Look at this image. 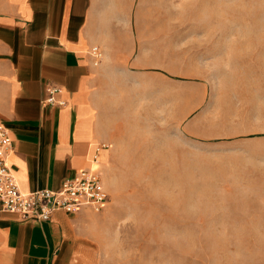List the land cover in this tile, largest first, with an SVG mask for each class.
<instances>
[{
    "label": "rangeland",
    "instance_id": "rangeland-1",
    "mask_svg": "<svg viewBox=\"0 0 264 264\" xmlns=\"http://www.w3.org/2000/svg\"><path fill=\"white\" fill-rule=\"evenodd\" d=\"M133 13L149 67L111 78L108 205L73 264H264V0Z\"/></svg>",
    "mask_w": 264,
    "mask_h": 264
},
{
    "label": "crops",
    "instance_id": "crops-1",
    "mask_svg": "<svg viewBox=\"0 0 264 264\" xmlns=\"http://www.w3.org/2000/svg\"><path fill=\"white\" fill-rule=\"evenodd\" d=\"M134 4L0 0V123L10 131L8 162L22 191L57 190L84 169L105 177L112 150L102 109L111 78L149 67L139 63L147 38ZM51 87L63 106L44 103ZM89 210L56 211L47 222L0 212V264H73Z\"/></svg>",
    "mask_w": 264,
    "mask_h": 264
},
{
    "label": "built area",
    "instance_id": "built-area-1",
    "mask_svg": "<svg viewBox=\"0 0 264 264\" xmlns=\"http://www.w3.org/2000/svg\"><path fill=\"white\" fill-rule=\"evenodd\" d=\"M91 53L97 64L102 58V52L95 47ZM59 92L58 87L49 88L44 103L63 106L65 102L57 98ZM12 150L10 131L0 123L1 213L15 215L22 221L47 222L52 219L56 211L74 214L89 208L100 212L107 207L108 192L105 182L102 175L93 169L81 170L73 177L65 179L57 190L22 191L8 162Z\"/></svg>",
    "mask_w": 264,
    "mask_h": 264
}]
</instances>
